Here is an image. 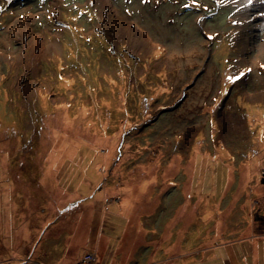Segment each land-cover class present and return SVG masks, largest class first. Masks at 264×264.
<instances>
[{
    "label": "rangeland",
    "instance_id": "374dc122",
    "mask_svg": "<svg viewBox=\"0 0 264 264\" xmlns=\"http://www.w3.org/2000/svg\"><path fill=\"white\" fill-rule=\"evenodd\" d=\"M262 168L264 0H0V264H264Z\"/></svg>",
    "mask_w": 264,
    "mask_h": 264
},
{
    "label": "trees",
    "instance_id": "16d2710c",
    "mask_svg": "<svg viewBox=\"0 0 264 264\" xmlns=\"http://www.w3.org/2000/svg\"><path fill=\"white\" fill-rule=\"evenodd\" d=\"M236 78L233 76L232 80ZM259 184L264 185V168L261 169L259 174ZM251 229L254 234L264 235V203L262 206H258L251 217Z\"/></svg>",
    "mask_w": 264,
    "mask_h": 264
},
{
    "label": "snow or ice",
    "instance_id": "6c2138e0",
    "mask_svg": "<svg viewBox=\"0 0 264 264\" xmlns=\"http://www.w3.org/2000/svg\"><path fill=\"white\" fill-rule=\"evenodd\" d=\"M250 2H251V0H250ZM229 79H232V78L230 77Z\"/></svg>",
    "mask_w": 264,
    "mask_h": 264
}]
</instances>
